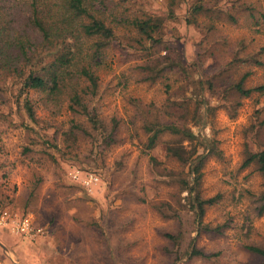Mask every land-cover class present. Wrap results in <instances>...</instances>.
I'll use <instances>...</instances> for the list:
<instances>
[{
    "label": "rangeland",
    "instance_id": "1",
    "mask_svg": "<svg viewBox=\"0 0 264 264\" xmlns=\"http://www.w3.org/2000/svg\"><path fill=\"white\" fill-rule=\"evenodd\" d=\"M193 1L196 0L187 3ZM219 1L227 8L235 1L237 6L249 4L253 9L230 8L235 11L237 23L216 21L214 33L228 42L209 45V50L206 45L204 51H208L210 58L208 65L201 67V73L192 74L189 80L177 71L168 76L170 90L177 95L176 90L180 91L188 101L191 117L187 123L191 129L212 138L218 147L202 169L200 189L206 197L220 194L217 203L208 208L204 223L222 224L224 233H199L191 212L186 220L187 212L179 206L178 199L185 204L188 191L176 180L193 179L189 164L165 156L159 148L151 152L144 149L147 135L141 128L143 117L137 113L138 101L161 108L168 93L162 80L154 84L137 82V65L143 61L135 59L137 56L131 49H128L130 56L123 55L118 46L101 70L102 92L98 101L101 115L109 121L112 116L123 119L119 130L121 141L105 157L99 152L91 153V139L80 136L73 144L67 138L74 118L67 106L58 114L46 107L37 108V122L29 120L25 112L15 113L14 100L21 82L16 81V76L1 78L0 97H11V101L8 105L0 102V212L29 215L43 231L32 241L10 240L11 251L0 254V264H264L245 246L264 245V213L260 215L257 210L259 195L264 192V174L255 164L242 166L248 152L264 148V64L257 65L247 58L259 51L264 62V24L257 29L251 16L256 13L261 18L264 0ZM132 2L147 12L169 13V0ZM187 3L177 8L179 21H169L165 26L172 52L160 44L154 48L156 55L181 54L184 59L196 60V43L203 36L183 17L190 12ZM176 38L180 50L173 49L172 40ZM246 71L250 75L245 85L263 86V90L240 97L229 87ZM123 72L131 76L127 87L121 83ZM212 76H215L213 94L207 89L203 92L212 108L207 110L204 103L198 111L206 119L195 124L191 118L196 95H201V81L206 82ZM177 137L164 133L159 141H173ZM184 144L191 149L188 140ZM202 151L199 146L198 152ZM152 154L161 164L151 162ZM76 168L96 172L101 178L100 185L93 192L86 190L71 177ZM166 170L172 172L171 176L161 174ZM161 202L180 207L183 222L191 220L181 225L185 235L179 242L164 236V232L178 233L180 225L175 216L159 209ZM193 238L198 247L216 255L211 259L187 257L185 252Z\"/></svg>",
    "mask_w": 264,
    "mask_h": 264
},
{
    "label": "trees",
    "instance_id": "2",
    "mask_svg": "<svg viewBox=\"0 0 264 264\" xmlns=\"http://www.w3.org/2000/svg\"><path fill=\"white\" fill-rule=\"evenodd\" d=\"M132 1L0 0V80L4 76H16V81L21 82L14 100L17 107L15 113L23 115L22 112H25L33 122L38 121L37 108L41 106L53 110L55 114L67 106L74 116L70 132H66L67 138L72 139L73 144L80 136L91 139V153L99 152L105 157L106 152L121 141L119 130L123 119L112 116L109 121L101 115L98 102L102 92L101 70L108 65L110 53L117 50L118 46L125 56L131 55L128 49L134 51L137 56L135 59L143 61L137 65L139 71L136 81L154 84L162 80L168 93L166 103L161 108H154V104L143 105L136 100L139 102L137 113L143 117L141 128L147 135V140L143 141L144 149L151 152L159 148L165 156L175 157L189 164L193 179L179 177L176 180L181 181L184 190L188 191L185 204L178 199L179 206L184 207L187 212L186 220L188 212H191L192 221L199 233H224L222 224L213 226L204 223L208 208L217 203L220 194L206 197L200 189L202 169L209 156L218 151V147L212 138L196 134L191 129L187 123L191 117L188 101L183 99L180 91L176 90L179 92L177 95L170 90L171 77L168 74L177 71L189 80L192 74L201 73V67L207 66L210 58L208 51L204 50H209V45L214 43L221 45L228 42L226 38L214 33L216 21L228 20L237 23L235 11L230 8L236 11L240 8H253L249 4L237 6L235 1L227 8L225 3L219 0H196L190 4L187 0H169V13L160 14L147 12L143 6L136 8ZM186 3L190 11L183 16L186 23L196 26L203 36L202 40L196 43V60L184 59L181 54L172 56L169 53L162 57L156 55L154 48L160 44L172 52V45L165 37V26L169 21H179L177 8ZM201 16L204 17L203 20ZM251 16L257 29L264 24V13L261 18L256 13H251ZM178 38L172 40L175 50H180V46L177 47ZM240 44L242 47L243 42ZM262 50L264 51V48ZM261 54L262 52L258 51L247 58L257 65H263ZM216 61L215 59L214 62ZM242 61H245V58ZM220 74L222 75L221 72ZM249 75V71L244 72L229 88L240 97H248L255 90H263V86L245 85ZM214 78L215 76H212L207 78L206 82L201 81V95H196L194 116L191 118L195 124H200L206 119L199 115L198 111L204 103L207 110L212 108L203 92L206 89L211 92L215 90ZM130 79L131 76L123 72L121 83H124L125 87ZM177 96L181 98H176ZM10 101L11 97H0L1 104L8 105ZM164 133L178 137L173 141L160 143L159 139ZM186 140L191 143V149L184 144ZM199 146L203 148L202 152H198ZM26 149L30 151L29 147ZM150 160L154 164H161L154 154L150 155ZM252 164L264 174V148L248 152L242 166L248 167ZM170 173L172 172L166 170L161 174L169 177ZM259 196L260 204L257 210L261 215L264 213V192ZM158 206L163 213L175 216L179 222L178 233L164 232L166 238L175 243L179 242L185 235L181 225L190 223L191 220L183 222L184 215L180 207L176 209L169 202H161ZM245 246L264 261V245L247 243ZM186 251L185 254L189 258L211 259L216 255L198 247L195 238Z\"/></svg>",
    "mask_w": 264,
    "mask_h": 264
},
{
    "label": "built area",
    "instance_id": "3",
    "mask_svg": "<svg viewBox=\"0 0 264 264\" xmlns=\"http://www.w3.org/2000/svg\"><path fill=\"white\" fill-rule=\"evenodd\" d=\"M71 177L74 181L79 182L89 192H93L94 188L100 185V176L93 171H84L76 168L72 171ZM0 225L9 227L15 234H20L31 240L36 239L43 231V228L35 225L33 219L28 216L12 215L8 210L2 211L0 214Z\"/></svg>",
    "mask_w": 264,
    "mask_h": 264
},
{
    "label": "crops",
    "instance_id": "4",
    "mask_svg": "<svg viewBox=\"0 0 264 264\" xmlns=\"http://www.w3.org/2000/svg\"><path fill=\"white\" fill-rule=\"evenodd\" d=\"M22 238H24L28 241H32L31 239L24 237L20 234L10 233L9 227H2L1 226L0 227V254L6 255V252H8L9 250L11 251V245L8 244L10 240L14 241L13 239H16V240L20 241V240H22Z\"/></svg>",
    "mask_w": 264,
    "mask_h": 264
}]
</instances>
